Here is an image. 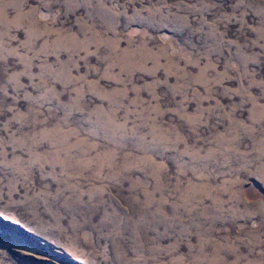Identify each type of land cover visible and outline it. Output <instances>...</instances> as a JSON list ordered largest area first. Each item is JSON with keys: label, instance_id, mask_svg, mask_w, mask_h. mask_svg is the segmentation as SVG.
<instances>
[{"label": "rangeland", "instance_id": "obj_1", "mask_svg": "<svg viewBox=\"0 0 264 264\" xmlns=\"http://www.w3.org/2000/svg\"><path fill=\"white\" fill-rule=\"evenodd\" d=\"M0 264H264V0H0Z\"/></svg>", "mask_w": 264, "mask_h": 264}]
</instances>
